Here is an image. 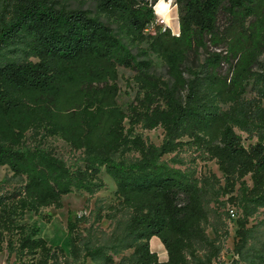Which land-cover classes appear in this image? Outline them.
<instances>
[{
    "label": "trees",
    "instance_id": "1",
    "mask_svg": "<svg viewBox=\"0 0 264 264\" xmlns=\"http://www.w3.org/2000/svg\"><path fill=\"white\" fill-rule=\"evenodd\" d=\"M167 1L94 0L92 16L56 0H0V50L18 46L23 53L0 59V166L14 184L0 192V251L5 243L19 259L29 257L27 264H82L105 256L101 247L81 245L75 223L66 228L69 259L24 222L28 212L61 208L73 190H91L104 168L130 211L128 264H188L208 243L204 189L161 161L188 138L215 160L231 203L235 189L241 192L245 217L237 220L233 250L242 255L247 206H264V59L252 70L262 54L264 0H174L179 36L156 23L153 7L164 17ZM121 38L146 43L168 79H156L148 60L135 61ZM223 45L228 55L210 51ZM198 50L206 54L203 61L189 63ZM116 66L135 72L142 93L126 110L116 102ZM250 79L254 97L245 99ZM138 125L160 127L162 142L146 143L135 132ZM235 129L255 143L245 147ZM28 136L60 138L79 152L81 164L68 166L40 141L27 143ZM130 152L139 158L126 162ZM153 238L164 260L151 249ZM253 257L249 264H264V245Z\"/></svg>",
    "mask_w": 264,
    "mask_h": 264
},
{
    "label": "rangeland",
    "instance_id": "2",
    "mask_svg": "<svg viewBox=\"0 0 264 264\" xmlns=\"http://www.w3.org/2000/svg\"><path fill=\"white\" fill-rule=\"evenodd\" d=\"M59 6L67 9H81L88 11L92 16H97L95 12L94 0H56ZM174 0L167 1V12L164 17L155 12L156 23L162 27L169 28L172 33L178 32V13ZM155 6V5H154ZM105 20L104 17L100 16ZM114 27V25L112 24ZM149 29L148 32H150ZM124 48L135 61L148 60L151 64L152 75L159 80L166 81L168 75L166 67L162 60L147 49L146 43H132L124 38L120 39ZM261 47V56L252 65V70L256 71L257 61L264 59V37ZM210 51L218 52L222 55L229 54L227 46L210 47ZM202 50L193 52L189 57V63H201L205 57ZM23 57V53L18 46L10 49L0 50V59L15 60ZM232 60V64L236 59ZM228 68L223 65V72ZM118 88L116 102L126 110L132 103H135L136 97H142L140 86L135 82V72L123 66H116ZM245 99L254 97L253 80L250 79L244 94ZM216 105L225 110L227 107L220 103ZM264 107V102H262ZM127 126V121H125ZM235 131L241 135L242 144L247 147L255 143L256 139L249 140L245 133L238 129ZM135 132L142 137L146 143L159 145L163 139V130L160 127L154 129H145L138 125ZM27 137V143L41 142L46 149L51 150L59 158L65 161L70 167L80 165L79 152L69 148V146L58 137H49L44 140ZM184 144L173 153L165 154L161 161L167 166L179 169L186 177H189L204 189V207L207 212V221L204 225L208 237V243L198 246L194 254L189 257L188 264H249L256 253L264 245V206L248 204L246 211H250L247 216L248 241L242 255L235 254L234 242L236 238L237 220L245 217V202L241 197V192L235 191L232 195L237 196V201L233 204L229 197L231 194H225L223 190L222 174L218 170L215 160L208 156L193 144L188 138L182 139ZM119 158V156H116ZM139 158L134 152L123 156L126 162H133ZM11 176V172L5 166H0V192L4 189L13 187L12 182H7L6 178ZM99 181L91 190L77 189L73 190L61 199L62 207L54 208L52 206L43 207L37 214L28 212L24 216V222L29 226L38 228L37 236L42 237L48 245L59 246L64 255L70 259L67 224L75 223L76 229L81 237V245L89 248L101 247L105 256H98L96 261L91 258L82 260V264H128L132 249L127 248L130 237L127 232V224L130 211L120 204V199L116 195V185L113 179L105 172L104 168L100 170ZM246 185L251 187L249 177L245 178ZM233 211L234 216L231 215ZM150 246L155 251L160 260L166 258V252L156 238L151 239ZM0 251V264H27L30 263L29 257L19 259L15 251L5 249V243L2 244ZM109 259V260H107Z\"/></svg>",
    "mask_w": 264,
    "mask_h": 264
},
{
    "label": "built area",
    "instance_id": "3",
    "mask_svg": "<svg viewBox=\"0 0 264 264\" xmlns=\"http://www.w3.org/2000/svg\"><path fill=\"white\" fill-rule=\"evenodd\" d=\"M231 215H232V216H234V213H233V211H231Z\"/></svg>",
    "mask_w": 264,
    "mask_h": 264
},
{
    "label": "clouds",
    "instance_id": "4",
    "mask_svg": "<svg viewBox=\"0 0 264 264\" xmlns=\"http://www.w3.org/2000/svg\"><path fill=\"white\" fill-rule=\"evenodd\" d=\"M175 35L179 36V32L175 33Z\"/></svg>",
    "mask_w": 264,
    "mask_h": 264
}]
</instances>
